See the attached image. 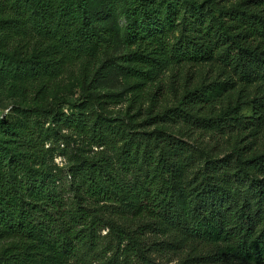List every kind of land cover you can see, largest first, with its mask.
<instances>
[{"label":"trees","instance_id":"1","mask_svg":"<svg viewBox=\"0 0 264 264\" xmlns=\"http://www.w3.org/2000/svg\"><path fill=\"white\" fill-rule=\"evenodd\" d=\"M227 2L0 0V95L16 110L0 111V264H164L160 250L177 264H264V151L211 156L163 128H264V0ZM114 70L124 88L94 92ZM70 76L87 86L74 101L57 93ZM165 87L171 106L106 112L125 92L140 103ZM25 98L47 103L17 122ZM63 136L79 144L61 148L71 202L47 171L45 143ZM106 204L136 222L117 227L125 242L108 255L95 238L115 226L96 213Z\"/></svg>","mask_w":264,"mask_h":264},{"label":"rangeland","instance_id":"2","mask_svg":"<svg viewBox=\"0 0 264 264\" xmlns=\"http://www.w3.org/2000/svg\"><path fill=\"white\" fill-rule=\"evenodd\" d=\"M220 3H229L227 0H217ZM122 22V20H121ZM194 67H190V70L188 73L187 78L188 81H186L188 84L192 83L194 79L196 78L195 72H192ZM169 72H166L164 76V81L167 82L169 80ZM202 74L205 76H212L213 70L212 68L204 67V70H202ZM184 78H180L178 81L180 85L182 82H184ZM125 79L123 75L119 72L114 70L111 72L109 78L105 81V83L102 86H98L97 88L93 89L94 92H107V91H116L121 90L125 86ZM87 89V86L85 83H82L78 81L75 76H70L64 78V85L62 88H59L58 94H62L64 97L70 99V101H74L76 98H79L82 94V91L85 92ZM91 90V89H90ZM163 94H158L155 99H143L140 103H135L133 100H131L130 97H128V93H124L123 97L119 99L115 103H110L109 105H106V112L111 114L112 116L116 117H122L124 119H127L129 115L138 109L140 111L145 112L146 109H152L156 110L160 107H167L175 104V92L172 91V89H168L165 87V89L162 90ZM47 100H31L30 98H25L20 100V108H17V122L21 119V112L23 110L28 111L31 114H34L35 108L37 106H44L46 105ZM55 107H58L60 109H63L64 111H69L71 109V104L64 102V101H56L54 103ZM10 99L5 98L0 95V111L3 112V114L15 117L16 110H10ZM243 113H249L248 107H244L241 110ZM37 117L40 119V121H43L44 116L41 114H37ZM48 122L45 123V126H47ZM165 130L171 131L175 135L183 138L188 143L194 145L197 149L203 150L208 152L211 156L215 154V156H220L224 153L234 152L233 150H236V148L240 151L244 149V153H248L251 151H264V128L259 129L258 131L254 133H250L248 130H237L234 129V131H227V128L223 131H209V130H202V129H196V128H188L182 123L174 124V125H165L163 126ZM60 133L65 134L63 130L60 131ZM68 141V142H67ZM67 142V143H66ZM79 144L78 142H73L69 140L68 138H65L64 136L60 139H56L55 137L51 138L49 141L45 143V147H48L51 156L47 159V171L50 174H55L56 179L54 181V185L57 190H59L65 198H68V201H74L75 199L72 198L73 192L70 189V180L69 175L67 174V168H68V159L67 156L61 151V148L67 147L68 149H74ZM243 148V149H242ZM33 167H38L37 165H33ZM53 184V183H52ZM53 185V186H54ZM71 197V198H70ZM93 208H95L97 205L91 204ZM113 208L112 205L106 204V206H100L98 210H96V213H101L104 219H109L112 221L111 225L101 226L100 228H96V236L95 238L98 240L97 242V248L98 252H103L106 255L111 253V248L116 247L118 243V234L119 231L117 227L122 226L125 228V230H130L132 228H135L136 222L133 221L131 218H118L114 215L112 212ZM147 236L146 240L148 238H157L158 240L165 239L164 237L160 235H154L150 232H145ZM125 242V239L122 243ZM121 243V245H122ZM96 253V252H95ZM83 254H85L86 257L90 258L94 253L92 251H83ZM95 255V254H94ZM153 256L156 260L164 263V264H177L181 258V255H175L171 250H160L153 252ZM74 264H80L78 262H74Z\"/></svg>","mask_w":264,"mask_h":264}]
</instances>
